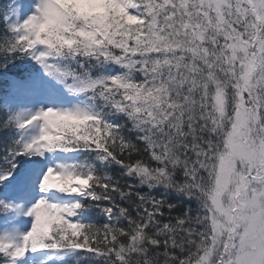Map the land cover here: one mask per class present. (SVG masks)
Masks as SVG:
<instances>
[{
    "label": "snow or ice",
    "instance_id": "snow-or-ice-1",
    "mask_svg": "<svg viewBox=\"0 0 264 264\" xmlns=\"http://www.w3.org/2000/svg\"><path fill=\"white\" fill-rule=\"evenodd\" d=\"M0 264H264V0H0Z\"/></svg>",
    "mask_w": 264,
    "mask_h": 264
}]
</instances>
